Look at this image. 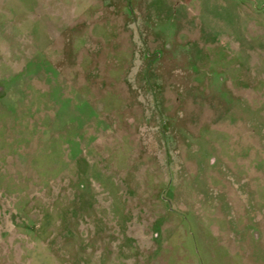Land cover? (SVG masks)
I'll return each mask as SVG.
<instances>
[{
    "label": "rangeland",
    "instance_id": "374dc122",
    "mask_svg": "<svg viewBox=\"0 0 264 264\" xmlns=\"http://www.w3.org/2000/svg\"><path fill=\"white\" fill-rule=\"evenodd\" d=\"M0 264H264V0H0Z\"/></svg>",
    "mask_w": 264,
    "mask_h": 264
}]
</instances>
